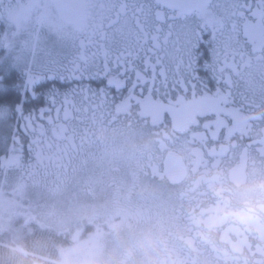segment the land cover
<instances>
[{"label":"flooded vegetation","instance_id":"obj_1","mask_svg":"<svg viewBox=\"0 0 264 264\" xmlns=\"http://www.w3.org/2000/svg\"><path fill=\"white\" fill-rule=\"evenodd\" d=\"M3 213L50 232L49 264H264V88L227 108L161 88L61 112L0 156Z\"/></svg>","mask_w":264,"mask_h":264},{"label":"snow or ice","instance_id":"obj_2","mask_svg":"<svg viewBox=\"0 0 264 264\" xmlns=\"http://www.w3.org/2000/svg\"><path fill=\"white\" fill-rule=\"evenodd\" d=\"M0 52L7 152L78 105L164 88L227 108L264 88V0H0Z\"/></svg>","mask_w":264,"mask_h":264},{"label":"rangeland","instance_id":"obj_3","mask_svg":"<svg viewBox=\"0 0 264 264\" xmlns=\"http://www.w3.org/2000/svg\"><path fill=\"white\" fill-rule=\"evenodd\" d=\"M2 155V154H1ZM7 216H1V221H0V225H3L5 224L6 222L4 221V219H6ZM12 223L14 224V227L15 228H18V231H17V235L16 237H10V235H5L3 229L0 228V242H2V240H6L5 243H3V248L7 249V256L8 254L12 255V256H15L16 259H13V261H16V264H22V259H26L28 260V258L25 257V255L23 256L22 255V251L23 249H25V244L27 243H30L29 241H34L35 244H34V250L32 251L33 252V258L36 257L38 258L35 262V264H49L48 260L44 259V257H37L36 256V253L37 252V243H39L41 240L40 236L41 234L37 231V229H34V227H28V228H25L23 233H22V219L20 217H16L13 219ZM15 228H12L11 231L12 233L14 234L15 232ZM32 231H34L33 233H31ZM136 232V231H135ZM85 232H83L84 234ZM43 234H47L48 236L50 235V232H44ZM3 236H7L6 238L3 237ZM30 238H29V237ZM34 236V240H33V237ZM42 241H45V239H43ZM47 242V241H46ZM48 246H51L52 247V244L50 243H47ZM28 251V249H27ZM29 252V251H28ZM30 256V254L28 253V257ZM9 258V257H8ZM26 260H23V261H26ZM18 261V262H17ZM81 260H75L74 264H79ZM104 263V262H103ZM113 263V262H112ZM25 264H31V263H25ZM55 264V263H53ZM83 264V262H82Z\"/></svg>","mask_w":264,"mask_h":264},{"label":"trees","instance_id":"obj_4","mask_svg":"<svg viewBox=\"0 0 264 264\" xmlns=\"http://www.w3.org/2000/svg\"><path fill=\"white\" fill-rule=\"evenodd\" d=\"M8 75H10L13 78V73H10ZM7 114L8 113H7V111L5 109L0 108V120H5L6 117H7ZM5 134L6 133L3 130H0V136H3ZM1 154L3 155V152H0V156H2ZM2 209H6V206L3 207ZM3 215L4 216H7V218L4 219V221L6 222V224L7 225H9V224L12 225L13 224L12 223L13 218L11 216L7 215L6 213H3ZM13 228H15V227L13 226ZM15 229L16 230L14 232V235H17L18 228H15ZM4 251L2 249H0V264H16V261H13V260L11 261V260L8 259L7 255L4 253Z\"/></svg>","mask_w":264,"mask_h":264}]
</instances>
